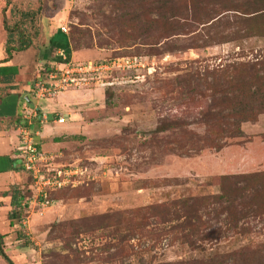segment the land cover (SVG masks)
Listing matches in <instances>:
<instances>
[{
    "label": "rangeland",
    "instance_id": "obj_1",
    "mask_svg": "<svg viewBox=\"0 0 264 264\" xmlns=\"http://www.w3.org/2000/svg\"><path fill=\"white\" fill-rule=\"evenodd\" d=\"M118 9L116 0H0V61L6 58L5 27L19 25L33 40L30 49L13 53L10 61L0 64V76L12 77L10 83H0L1 163L9 144L5 126L10 105L20 102V112L31 107L17 96L44 71L48 62L39 61L43 56L38 58L37 48H43L57 29L66 26L70 37L78 31L77 42L71 40L72 62L141 57L129 69L103 70L51 99L37 100L29 93L34 106L41 108L43 102L51 111L54 106L62 108L66 132L40 143L43 150L59 155L54 167L87 169L77 176L79 186L49 195L50 207L30 215L28 230L13 217L15 227L3 239L7 256L14 264H167L201 260L242 246L264 247V219H249L241 233H220L214 241L192 247L173 234L161 236L157 219L141 215L150 205L218 193L217 176L264 171V114L243 123L240 137L215 138L200 121L209 92L191 78V72L203 66L261 56L264 38L239 46L231 42L148 55L141 43L152 38L140 40L137 33L126 37L124 27L118 36V29L106 19ZM107 84L111 90H106ZM43 111L46 123L32 124L55 128L48 118L60 112ZM162 124L175 128L155 132ZM19 142L18 135L10 144ZM20 177L26 183L22 194L26 198L31 181L25 171ZM210 218L213 229H219L223 215ZM4 228L7 225L1 222L0 229Z\"/></svg>",
    "mask_w": 264,
    "mask_h": 264
},
{
    "label": "trees",
    "instance_id": "obj_2",
    "mask_svg": "<svg viewBox=\"0 0 264 264\" xmlns=\"http://www.w3.org/2000/svg\"><path fill=\"white\" fill-rule=\"evenodd\" d=\"M116 1L119 4L118 12H114L113 16H108L106 19L118 29L116 33L118 36L123 34L120 28L124 27L126 37H132L131 33H137L142 38L140 40L152 38L150 42L141 43L148 55L169 53L174 50L200 49L231 42L239 46L238 44L252 38H264V0ZM5 28L8 36L5 46L6 58L0 61V64L10 61L13 53L24 52L33 46L32 37L19 25L15 28ZM77 33L78 31L74 30L73 36L70 37L57 29L49 36L46 47L37 48L38 58L43 56L39 61L46 60L48 63L44 71L36 74L25 93L19 95L20 100L23 99L28 107L33 106L29 93H32L34 83L51 69L54 62L61 60L53 54H56L58 49H62L67 59H71V40L77 42ZM171 39H174V42H170ZM122 57L141 59L139 55H130L110 57L101 61ZM73 64L81 63L73 62ZM201 69L204 71L203 77L200 74ZM191 78L196 84L205 86L209 92L207 95L209 104L200 113V121L208 127V132L215 135V138L240 137L243 123L254 122L264 114V54L250 59L229 61L214 67L203 66L199 70L192 71ZM11 79L9 75L0 76V83L8 84ZM105 88L111 90V85ZM20 109L21 106L18 105L17 113L21 122ZM48 119L52 120V115ZM29 128L37 148L49 153L36 141L31 125ZM172 128L175 127L171 124H162L155 132H166ZM208 141L213 143L211 139ZM8 160L13 171H25L16 149L15 158L9 157ZM55 160L52 161L51 166H54ZM28 177L31 181L29 175ZM214 184L218 189L216 194L150 205L141 215L144 219H157L159 224L157 232L161 236L173 234L192 247L198 246V242L214 241L217 235L228 232L241 233L245 230L244 224L249 219H264V171L217 176ZM66 189L73 188L57 191ZM22 194L23 191H20L17 193L18 196L12 199L13 204L18 200L12 217L15 215L14 220L18 219L19 222L24 216V210L18 208L25 197ZM29 195H31V185L27 196ZM212 214L223 215L219 220L220 228L217 230L213 229L211 224ZM0 257L6 264H14L4 251L1 234ZM204 257L201 260L167 264H264V247L242 246L231 252L213 253Z\"/></svg>",
    "mask_w": 264,
    "mask_h": 264
},
{
    "label": "built area",
    "instance_id": "obj_3",
    "mask_svg": "<svg viewBox=\"0 0 264 264\" xmlns=\"http://www.w3.org/2000/svg\"><path fill=\"white\" fill-rule=\"evenodd\" d=\"M60 29L63 33H67L66 26H61ZM56 56L60 57L61 60L54 62L51 69L41 75L34 83L31 95L37 100L51 99L62 91L77 87L82 80L88 77L95 79L103 70L113 68L129 69L137 60H140L139 58L122 57L103 62H87L75 65L71 59H67L62 49L57 50ZM21 118L22 120L17 126L20 141L16 148L17 156L22 160L24 170L30 176L32 182L31 195L21 202L24 216L19 223L23 229L28 230L30 215L41 214L50 207L49 195L60 189L79 186L82 181L77 176L78 174H84L83 169L87 168L79 166L73 169L64 166L55 168L51 166L52 161L58 158L59 155L45 153L37 148L29 126L37 120L41 123L47 120L46 113L40 107L33 105L25 109L21 113ZM53 122L62 124L64 123V117L55 114Z\"/></svg>",
    "mask_w": 264,
    "mask_h": 264
},
{
    "label": "crops",
    "instance_id": "obj_4",
    "mask_svg": "<svg viewBox=\"0 0 264 264\" xmlns=\"http://www.w3.org/2000/svg\"><path fill=\"white\" fill-rule=\"evenodd\" d=\"M38 54L39 53L36 52L37 56H38ZM55 56H56V54H55ZM64 95L65 94H63V96ZM17 97H19V95ZM3 100H4V97L2 99H0V103H2ZM57 100H55V101L57 102ZM51 102L53 104L54 100L53 101L51 100ZM18 105H20V103H18L17 100L15 103L12 102V104L10 105L11 110L8 113V117L10 118V122L8 125L5 126L8 128L6 130V132H7V134L9 133L8 134L9 144H8L6 150L4 151L3 155H2V157L5 158L4 161H3V163L0 162V223L1 222L3 224L6 223V225H7V228H4L3 231L0 229V234L3 236V239H6V237H8V235H9L10 230L13 231V229H14L13 227H15V223H14L12 216H13L14 208L15 209L17 208L16 205L18 203V200L13 204L12 199L17 197L18 196L17 193H20V191H24V189L26 187V183H22V179L20 177V173L23 171H13V169H11L12 168L11 164L9 163V160H8L9 157L15 158V149L18 146V145H16V146L12 147V145L10 144V141L14 136L18 137V135H17L18 133L14 130V128L17 130V126L20 124L19 115L17 113ZM40 105H41V108L47 112L59 111L60 113H55V114L60 115L61 117L63 116L61 114V111H60V109H62L60 106L52 105V106H54L53 108H55V109L53 111H51V110H49V108H50L49 105H45L43 102ZM0 113H2V112H0ZM0 116H1V114H0ZM11 116L16 117V118L13 119ZM36 122L38 123L39 121L37 120ZM50 122H52L53 124L56 125L55 128L51 129L50 127H47L46 124L43 126L36 125V124L31 125L36 141H38L41 144L42 143L43 144L44 143H50V142H52L53 137L59 136L62 133L66 132L62 129L63 127L61 125L63 123L62 124L55 123V122H53V119ZM50 134H52V135H50ZM49 136H52V138L49 139L50 138ZM49 153H52V152H49ZM3 176H5V177H3ZM12 192H14L13 195L11 194ZM3 262H5V261L0 257V264H3ZM5 264H6V262H5Z\"/></svg>",
    "mask_w": 264,
    "mask_h": 264
}]
</instances>
